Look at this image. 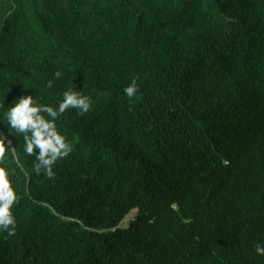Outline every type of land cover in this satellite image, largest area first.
Segmentation results:
<instances>
[{
  "label": "trees",
  "instance_id": "trees-1",
  "mask_svg": "<svg viewBox=\"0 0 264 264\" xmlns=\"http://www.w3.org/2000/svg\"><path fill=\"white\" fill-rule=\"evenodd\" d=\"M70 87L51 178L0 121V264H264V0H0V115Z\"/></svg>",
  "mask_w": 264,
  "mask_h": 264
},
{
  "label": "clouds",
  "instance_id": "clouds-1",
  "mask_svg": "<svg viewBox=\"0 0 264 264\" xmlns=\"http://www.w3.org/2000/svg\"><path fill=\"white\" fill-rule=\"evenodd\" d=\"M62 73L55 72L60 78ZM138 77L124 88V95L129 99L139 92ZM54 82L49 80L46 87L51 89ZM26 88V87H25ZM92 108V98L82 91L68 88L62 94V99L55 105L42 102L38 95H24L15 100L2 115L0 121L6 120V125L16 137L23 136V152L27 156H34V169L41 170L49 177L55 175L54 165L58 160L69 156L73 145L58 127V121L68 110L75 109L83 115ZM5 137L0 135V231L8 236H14L17 220L14 206L18 200L17 189L14 187L13 172L6 166V147L12 156H15V147L12 141L5 143ZM254 251L258 256H264V243H257Z\"/></svg>",
  "mask_w": 264,
  "mask_h": 264
},
{
  "label": "rangeland",
  "instance_id": "rangeland-1",
  "mask_svg": "<svg viewBox=\"0 0 264 264\" xmlns=\"http://www.w3.org/2000/svg\"><path fill=\"white\" fill-rule=\"evenodd\" d=\"M136 215H137V211H136V210L132 211L131 214H129V215L126 217V219L123 221V223H122V227H124V228L129 227L131 221L134 220V218H135Z\"/></svg>",
  "mask_w": 264,
  "mask_h": 264
}]
</instances>
